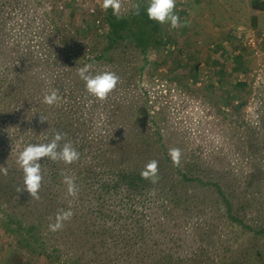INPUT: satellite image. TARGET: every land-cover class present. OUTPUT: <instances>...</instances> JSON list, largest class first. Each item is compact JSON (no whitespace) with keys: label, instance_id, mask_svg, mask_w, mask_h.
<instances>
[{"label":"trees","instance_id":"16d2710c","mask_svg":"<svg viewBox=\"0 0 264 264\" xmlns=\"http://www.w3.org/2000/svg\"><path fill=\"white\" fill-rule=\"evenodd\" d=\"M146 8L127 18L103 9L97 23L86 13L89 21L82 26L67 1L0 0V167L7 168V175L0 173V223L33 254L56 260L62 253L65 260L58 264H187L201 245L183 255L175 248L180 235L168 228L191 222L198 230L212 213L264 236V226L253 230L245 219L247 190L264 181L260 168L239 178L229 167L216 170L197 151L181 153L180 166L172 165L162 128L166 118L152 101L153 75L145 79L150 84L142 77L147 67L156 69L149 52L166 43ZM85 64L92 65V74L119 76L106 100L86 93L77 75ZM50 89L61 97L52 106L43 103ZM57 132L65 134L61 145L70 142L80 153L79 160L65 165L41 159L40 199H32L17 191L23 188L17 157ZM153 159L155 184L140 176ZM65 176L74 178L75 197L67 195ZM69 207L72 218L49 231V217ZM58 241L64 251L54 246Z\"/></svg>","mask_w":264,"mask_h":264},{"label":"rangeland","instance_id":"374dc122","mask_svg":"<svg viewBox=\"0 0 264 264\" xmlns=\"http://www.w3.org/2000/svg\"><path fill=\"white\" fill-rule=\"evenodd\" d=\"M59 1L72 5L74 20L82 26L89 21L86 13H93L97 23L103 11V0ZM135 5L147 7L148 0H121L118 16L129 17ZM174 13L184 26L161 25L166 43L158 52H149L147 59L156 69L147 67L142 75L144 84H150L145 79L153 75L152 101L166 118L165 143L186 157L197 151L194 155L213 162L216 170L229 167L239 178L255 168L264 172V0H176ZM100 30L107 32V27ZM236 82L247 86L236 89ZM246 195V223L259 229L264 226V181ZM207 216L195 231L191 222L168 228L180 235L182 246L175 248L183 255L201 245L187 264H264L263 235L224 222L219 213ZM19 239L0 223V264L65 260L62 253L56 260L33 254ZM62 245L54 244L64 251Z\"/></svg>","mask_w":264,"mask_h":264},{"label":"clouds","instance_id":"9594fccd","mask_svg":"<svg viewBox=\"0 0 264 264\" xmlns=\"http://www.w3.org/2000/svg\"><path fill=\"white\" fill-rule=\"evenodd\" d=\"M102 7L105 11L111 9L113 15L118 14L121 10V0H103ZM176 0H148L146 8V16L150 21L157 24H169L171 28L176 29L184 25L180 21V17L174 13ZM136 14H139L140 5H135ZM78 77L84 82L86 93L99 101H104L109 94L114 91L119 83V76L113 71H101L92 74V65L85 64L77 69ZM61 97L57 89H50L43 97V103L52 106L58 103ZM65 134L57 132L49 143L29 144L17 157L16 163L23 173V188L17 191H25L35 200H39L38 195L43 180L41 164L39 161L48 158L53 162H63L70 165L79 160L80 153L72 146L70 142L63 145L60 144L64 140ZM168 155L174 167L180 166L181 151L179 148H170ZM0 173L7 175V168L0 167ZM140 176L144 180H149L155 184L158 181V161H148ZM63 183L66 185L67 195L75 197L77 188L74 178L65 176ZM74 213L69 207L68 210H59L54 217H49L51 221L48 225L49 231L56 232L63 228L64 223L72 218Z\"/></svg>","mask_w":264,"mask_h":264}]
</instances>
